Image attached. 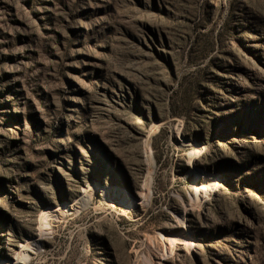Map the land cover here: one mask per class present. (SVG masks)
<instances>
[{
	"label": "rangeland",
	"instance_id": "rangeland-1",
	"mask_svg": "<svg viewBox=\"0 0 264 264\" xmlns=\"http://www.w3.org/2000/svg\"><path fill=\"white\" fill-rule=\"evenodd\" d=\"M23 243L264 264V0H0V262Z\"/></svg>",
	"mask_w": 264,
	"mask_h": 264
},
{
	"label": "bare ground",
	"instance_id": "bare-ground-1",
	"mask_svg": "<svg viewBox=\"0 0 264 264\" xmlns=\"http://www.w3.org/2000/svg\"><path fill=\"white\" fill-rule=\"evenodd\" d=\"M184 144H192L191 141L187 140V139H183L181 138L180 139ZM146 158L149 160L148 164L152 165V161H151V158H152V154L149 152V149L146 151ZM152 167V166H151ZM202 174V173H201ZM146 176V174H145ZM198 176V175H197ZM147 177V176H146ZM150 180L149 178H145L143 179L144 181V186L145 188L147 186H149L150 184ZM142 181V182H143ZM143 185V183H142ZM142 187V186H141ZM142 189V188H141ZM147 189V188H146ZM105 191H108V189H105ZM148 191V190H147ZM148 193V192H147ZM149 195V194H148ZM196 195H199V191L196 190ZM203 196H206V195H203ZM141 198L145 199L146 198V194L145 195H142ZM142 199V200H143ZM206 199V198H205ZM90 200V194L87 192V191H83V193L77 197V199L75 201H73L71 204H69V206L67 208L69 209H76L78 206H81L79 205L80 203L81 204H86L88 203V201ZM146 201V200H145ZM85 206V205H84ZM83 207V206H82ZM44 227V226H43ZM44 232V231H43ZM42 233V232H41ZM43 234V233H42ZM41 241V237H37L33 240V243L34 244H39ZM28 245L27 244H20L19 245V248L16 252L12 253L11 254V260L10 261H4V262H0V264H23L25 259L28 258Z\"/></svg>",
	"mask_w": 264,
	"mask_h": 264
}]
</instances>
